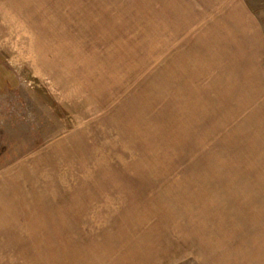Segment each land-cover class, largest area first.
I'll return each mask as SVG.
<instances>
[{"label":"rangeland","instance_id":"obj_1","mask_svg":"<svg viewBox=\"0 0 264 264\" xmlns=\"http://www.w3.org/2000/svg\"><path fill=\"white\" fill-rule=\"evenodd\" d=\"M0 264H264V0H0Z\"/></svg>","mask_w":264,"mask_h":264}]
</instances>
